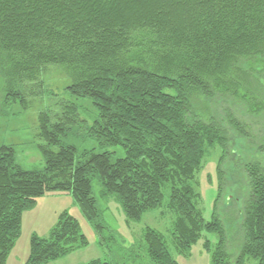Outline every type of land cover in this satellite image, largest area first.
I'll use <instances>...</instances> for the list:
<instances>
[{
  "label": "trees",
  "instance_id": "obj_1",
  "mask_svg": "<svg viewBox=\"0 0 264 264\" xmlns=\"http://www.w3.org/2000/svg\"><path fill=\"white\" fill-rule=\"evenodd\" d=\"M52 69L62 72L59 81L48 79ZM0 77L4 104L36 107L45 157L42 170L25 171L12 148L0 145V264L19 233L22 210L37 197L68 190L103 247L93 177L137 221L160 206L170 176H191L214 145L222 153L212 220L196 212L185 179L170 187L169 203L182 225L218 235L226 251L216 264L228 257L226 264H240L244 255L264 264V163L244 164L245 175L238 166L234 180L245 176V191L228 190L232 213L240 217L233 262L216 211L231 187L222 163L230 159L233 169L239 160L230 130L245 137L246 126L264 117V0H0ZM68 96L90 100L88 134L101 145L120 146L123 157L111 161L101 152L75 163L74 147L60 145V136L85 121ZM244 113L257 120H245ZM79 229L74 217L61 214L51 240L32 241L31 264L58 257L72 243L86 245ZM144 241L152 263L174 264L154 232L147 230Z\"/></svg>",
  "mask_w": 264,
  "mask_h": 264
},
{
  "label": "rangeland",
  "instance_id": "obj_2",
  "mask_svg": "<svg viewBox=\"0 0 264 264\" xmlns=\"http://www.w3.org/2000/svg\"><path fill=\"white\" fill-rule=\"evenodd\" d=\"M61 74L60 70L52 69L47 77L54 81ZM3 86L4 80L0 77V94ZM258 93L257 91L256 94ZM68 98L76 104L82 120L85 121L79 122L60 136V145L74 147L75 163L82 164L91 154L101 152H108L111 161L123 157L124 151L120 146L101 145L96 137L88 134L87 129L92 124L94 114L90 100L69 96ZM252 101L250 104L254 103ZM36 111L34 105L23 109L17 102L4 104L0 99V145L12 148L15 164L25 171L42 170L45 163L36 136ZM239 114L237 116L241 119ZM244 115L247 121L257 120L249 114ZM257 118L259 124L253 121L246 126L245 137L232 134V130L229 132L233 146L238 148L239 162L236 159L237 162L232 169L230 159L222 161V168L228 173L231 187L223 192L216 211L224 221L227 240H230L227 249L232 262L239 253L237 220L240 221V217L237 213L236 215L232 213L235 206L231 204L232 199L228 195V190L235 195L238 187L244 188L245 191V176L239 179V184L234 180L238 166L242 165L241 170L244 171L242 174L245 175L243 167L251 163H264V117ZM57 147L53 149L56 150ZM221 153L219 145L206 148L199 167L191 176L186 178L170 176V180L162 184L164 199L160 206L144 212L137 221L129 219L116 195L108 193L98 178L93 177L91 191L98 209L96 222L104 226L102 235L105 249L99 244L93 222H89L82 215L68 190L46 192L37 197L32 206L22 210L19 233L8 248L4 264H31L32 241L51 240L54 230L58 227L59 217L63 213L71 215L78 221L79 233L85 238L86 245L76 247L77 245L72 243L70 250L58 257L46 259L41 264H88L91 261H108L111 264H154L149 259L145 246L144 235L147 230H151L159 237L174 264H216L219 252L226 251V247L220 248L218 235L192 223L188 228L187 225H182L178 213L169 203L168 195L171 186L181 187L185 179V184L190 185L193 190L191 201L196 212L203 221L212 220L218 194L217 166ZM241 195L239 199L243 198L244 193ZM232 217L236 222L229 220ZM220 259L222 260L218 264H226L225 262L230 260L229 257ZM240 264H258V261L244 255Z\"/></svg>",
  "mask_w": 264,
  "mask_h": 264
}]
</instances>
